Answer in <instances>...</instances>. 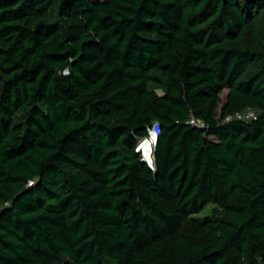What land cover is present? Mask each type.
<instances>
[{"label":"trees","instance_id":"trees-1","mask_svg":"<svg viewBox=\"0 0 264 264\" xmlns=\"http://www.w3.org/2000/svg\"><path fill=\"white\" fill-rule=\"evenodd\" d=\"M0 264H264V0H0Z\"/></svg>","mask_w":264,"mask_h":264},{"label":"built area","instance_id":"built-area-1","mask_svg":"<svg viewBox=\"0 0 264 264\" xmlns=\"http://www.w3.org/2000/svg\"><path fill=\"white\" fill-rule=\"evenodd\" d=\"M258 114L255 110L249 109L247 108L246 111L241 112V113H235L233 115H229V117H226L222 120V124L225 123H229V121H238V122H249V121H253L256 120ZM188 125L192 126V127H197V128H201L204 129L205 125L202 121L200 120H194L193 118H190L188 121ZM151 130H149V135L151 134L152 131L155 132V138L158 136V125L157 124H153L152 127L150 128ZM151 136V135H150ZM154 139V138H153ZM153 141V140H152ZM138 151V149H137Z\"/></svg>","mask_w":264,"mask_h":264},{"label":"bare ground","instance_id":"bare-ground-1","mask_svg":"<svg viewBox=\"0 0 264 264\" xmlns=\"http://www.w3.org/2000/svg\"><path fill=\"white\" fill-rule=\"evenodd\" d=\"M150 135H148L145 140H141L140 141V146H141L140 152L143 153V155H144V157H145L146 160L148 159V157H150L152 155V153H151L152 147H153L152 146V140H153V138L155 136V132L152 131ZM142 147L144 148L145 153L142 151ZM150 147H151V151L148 153V150H149ZM149 154H150V156H149Z\"/></svg>","mask_w":264,"mask_h":264},{"label":"water","instance_id":"water-1","mask_svg":"<svg viewBox=\"0 0 264 264\" xmlns=\"http://www.w3.org/2000/svg\"><path fill=\"white\" fill-rule=\"evenodd\" d=\"M141 140H145V139H141ZM141 140H139L138 141V152H140V149H141V146H140V141ZM156 140H157V137L155 138L154 137V139H153V141H152V151H151V153H152V155H151V158L150 157H148V159L146 160L145 159V157H144V155H143V159H142V161L144 162V163H148L149 164V166H151V167H153L154 166V163H153V158H154V151H155V144H156Z\"/></svg>","mask_w":264,"mask_h":264},{"label":"rangeland","instance_id":"rangeland-1","mask_svg":"<svg viewBox=\"0 0 264 264\" xmlns=\"http://www.w3.org/2000/svg\"><path fill=\"white\" fill-rule=\"evenodd\" d=\"M226 90H223L221 93H220V97H221V100L224 102L225 101V98H226ZM152 147V146H151ZM151 147L149 148L148 150V153L151 151ZM142 151L145 153V150L144 148L142 147ZM141 154V153H140ZM150 156V154H149ZM151 158V156H150ZM208 208H206L203 212L200 213V217H203V216H206L208 214V211H207Z\"/></svg>","mask_w":264,"mask_h":264},{"label":"clouds","instance_id":"clouds-1","mask_svg":"<svg viewBox=\"0 0 264 264\" xmlns=\"http://www.w3.org/2000/svg\"><path fill=\"white\" fill-rule=\"evenodd\" d=\"M138 149V148H137ZM141 153V156H142V159H143V153L142 152H140Z\"/></svg>","mask_w":264,"mask_h":264}]
</instances>
